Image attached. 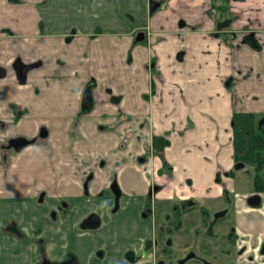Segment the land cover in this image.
Segmentation results:
<instances>
[{
    "label": "crops",
    "instance_id": "0c3cea01",
    "mask_svg": "<svg viewBox=\"0 0 264 264\" xmlns=\"http://www.w3.org/2000/svg\"><path fill=\"white\" fill-rule=\"evenodd\" d=\"M90 84L93 108L83 112ZM261 117L264 0H0V264L41 262L42 238L43 264H94L97 250L101 264H156L155 251L126 257L156 234L143 216L156 171L166 173L156 200L195 205L234 192L230 264H264V194L251 208L254 187L236 193L226 174L246 165L238 143ZM41 133L20 151L2 147ZM103 133L114 143L112 169ZM155 136L168 142L159 157ZM114 179L127 192L116 213L100 196ZM92 212L103 224L85 229ZM21 229L27 238L15 235ZM206 240L216 247L221 238ZM200 254L187 251L182 264Z\"/></svg>",
    "mask_w": 264,
    "mask_h": 264
},
{
    "label": "rangeland",
    "instance_id": "374dc122",
    "mask_svg": "<svg viewBox=\"0 0 264 264\" xmlns=\"http://www.w3.org/2000/svg\"><path fill=\"white\" fill-rule=\"evenodd\" d=\"M264 119L261 117L257 123H260ZM258 126V124H257ZM255 127L252 128L255 132L257 131ZM102 128V127H100ZM105 132V131H102ZM243 136L240 137V142L238 143V156L241 157V160L245 162L246 167L245 170H238L236 176L231 180V184L234 182L236 186V193H245L250 190V188L254 187V149L252 144V139L248 142V137L246 136L244 141H242ZM99 142L103 145L101 147L102 152L108 159L106 161L107 165H110V168H113V162L115 159V154H113L114 143H110L108 141V137H106V133H103ZM34 145H30L28 147H32ZM136 147V145H135ZM112 151V155L109 157V153ZM127 151L124 149L120 153L121 156H125ZM244 157V158H243ZM112 158V159H109ZM143 159L142 155H139V158L136 157L135 160L141 161ZM111 161V162H109ZM115 164L117 161L115 160ZM146 164V163H145ZM142 164L141 165H145ZM119 172L122 171V169ZM132 170V169H131ZM133 171V170H132ZM126 172L122 171L121 173ZM123 191V188H122ZM123 193H125L123 191ZM127 193V192H126ZM125 193V194H126ZM185 200H188L186 197H178L173 199L172 201H162L157 199L153 203V214L149 219L153 221L155 228V235H158L160 241H163L166 247V252H162L161 261L167 264L174 263L176 264L178 258L181 255H185L187 251L191 249H196L198 251L204 252L205 249L210 248L207 245L206 236L207 233L211 230L212 225L209 223L210 220L217 218V226L215 227V233L221 238L226 239L227 234L232 231L234 227H236V222L239 219L236 213V194L234 192L230 193L227 196V201L223 198L220 199H208V200H198V203L192 208L183 209V206L180 205V209L178 211H173L172 206L174 203H184ZM226 207V214L220 215L223 211L222 208ZM253 209L261 208V207H253ZM148 218V217H147ZM206 221L203 223V221ZM178 221L179 225L175 226L174 222ZM238 223V222H237ZM199 229L201 233L199 235ZM22 230V229H21ZM22 232L26 233L22 230ZM161 232V236L159 234ZM199 235V236H198ZM28 237V236H27ZM26 237V238H27ZM202 239V240H201ZM42 240H44L42 238ZM204 242V243H201ZM158 255L160 254V249L157 251ZM212 254V252H211Z\"/></svg>",
    "mask_w": 264,
    "mask_h": 264
},
{
    "label": "flooded vegetation",
    "instance_id": "af4514ba",
    "mask_svg": "<svg viewBox=\"0 0 264 264\" xmlns=\"http://www.w3.org/2000/svg\"><path fill=\"white\" fill-rule=\"evenodd\" d=\"M159 4V3H158ZM91 85V84H90ZM89 86V85H88ZM260 123H258L259 125ZM258 128V126H257ZM43 136V133H41L39 135V137L37 138H34V139H30V140H35L38 141V140H42V137ZM17 138H14V139H10L7 143H4L2 145V147L4 148V150L6 151V149H13V150H16L14 147H9L10 146V141L12 140H15ZM33 142V143H35ZM32 143V144H33ZM24 148V147H23ZM22 148V149H23ZM17 151V150H16ZM5 158H7V153L5 152ZM152 155L153 157H155V153H154V150L152 151ZM242 164V163H241ZM243 168L246 167V165L243 164L242 166ZM240 170V169H232L230 171H228L226 174L228 176H231V177H234L236 172ZM167 175H169V171L167 170ZM156 174H154V179H153V184L151 185V187L149 188V192H148V201H147V204L145 206V209L143 211V216H145V218L147 217H150L152 216L153 214V203L155 202L156 200V196H157V193L159 192V190L163 187V185L158 181V179L160 177H163L166 173L163 172L162 174L161 173H158V171L155 172ZM262 176H264V169L262 170ZM254 175H255V169H254ZM221 178L219 177L217 180H220ZM117 181V179H114L109 187L103 191L100 192V196H108V197H111L113 200H114V204H113V207H112V211L113 213H116L119 211V208H120V199H121V196L119 198V202L117 204V201H116V193L114 192L113 190V187L112 185L114 184V182ZM253 181H254V178H253ZM88 179H87V187H88ZM119 184V183H118ZM120 187V186H119ZM121 189V188H120ZM254 194L251 195L249 198H248V201L250 198H252L253 196H259L260 199H261V202L258 206H253V207H259L261 206L262 204V194H264V190H257L255 189V186H254ZM225 201H227V196H223L222 197ZM217 199H220V198H217ZM194 202H192L190 199L188 200H185L184 203L180 204V203H174L173 206H172V210L173 211H178L180 209V205L183 206V209H188V208H192ZM249 203V202H248ZM63 204L65 205L66 204V201H63ZM250 205V204H249ZM192 206V207H191ZM252 206V205H250ZM223 211L220 213V215H225L226 214V207L222 208ZM65 212H69V209H64ZM92 217H98L100 219V225L97 226V227H91V225H89V220L92 218ZM217 218L216 219H213V220H210V224L212 225L211 227V230L209 232H212V231H215V227L217 226L218 222H217ZM206 221L204 220L203 223H205ZM103 224V217L96 213V212H92L90 213L89 215H87V217L84 219V221L82 222V227L85 228V229H98L101 227V225ZM175 226H178L179 223L178 221H175L174 222ZM208 232V233H209ZM235 232V229L233 228L232 231L230 233H228L229 235L231 234H234ZM160 236H161V232H159ZM27 237V235H26ZM25 237V238H26ZM153 239H154V247L153 249L147 254V255H143L142 252L140 254H137L135 253L134 249L131 248L127 251L126 253V257H131V253L134 252L135 253V257H134V261L133 260H128L130 262H135L136 260L139 261L140 259H144L146 258L150 253H152L153 251L156 252V256H157V261H156V264H163V261H161V258H162V252H166V247H164V243L163 241H160V237L158 235H155V236H151ZM151 237H147V239L151 238ZM21 239H24V238H21ZM145 239V242L146 240ZM145 242H144V245H145ZM38 243L40 244V247H41V252H42V261L41 262H38L36 264H43V260H47V253H46V250H45V246H44V243H43V240L42 239H38ZM233 242H232V239H229V237H227L226 239H221V241L219 240L218 242L215 243L216 247H213V245H210L209 247L210 248H207L204 250V252H202V254H200L199 257H195L194 260H193V263L192 264H230L231 263V257L233 255ZM144 248V246H143ZM160 249V254L158 255L157 251ZM261 250L264 251V243L261 247ZM212 252V254H211ZM133 258V256H132ZM184 259H181V256L178 258V261L176 264H182V261ZM103 261V250H97L96 253H95V260H94V264H101ZM167 264V263H166ZM171 264H174V263H171ZM189 264V263H188ZM191 264V263H190Z\"/></svg>",
    "mask_w": 264,
    "mask_h": 264
},
{
    "label": "trees",
    "instance_id": "16d2710c",
    "mask_svg": "<svg viewBox=\"0 0 264 264\" xmlns=\"http://www.w3.org/2000/svg\"><path fill=\"white\" fill-rule=\"evenodd\" d=\"M247 43L251 44L253 47L258 48L259 44L255 38L251 36L246 37ZM252 143L254 149V164L253 168L255 169L254 175V186L257 190H264V176H262V170L264 169V119L258 125L257 131L252 136ZM168 142L161 137L155 136L153 139V150L155 153V157H159L163 155V148L166 146ZM6 159V158H5ZM238 166H243V164H237L236 169ZM14 222L7 225L3 231L7 233H13ZM15 234V233H14ZM16 236L20 238H25V234L20 231L16 232Z\"/></svg>",
    "mask_w": 264,
    "mask_h": 264
},
{
    "label": "water",
    "instance_id": "95a60500",
    "mask_svg": "<svg viewBox=\"0 0 264 264\" xmlns=\"http://www.w3.org/2000/svg\"><path fill=\"white\" fill-rule=\"evenodd\" d=\"M158 3H152V11L156 10V8L158 7ZM144 33H140L137 36V40L138 41H142L144 39ZM93 108V96H92V85H89L86 88L85 94H84V99H83V104H82V111L83 112H89L91 111V109ZM10 146L9 147H14L17 151H20L23 147H25L26 145L32 144L33 142H35V140H30V139H26V138H17L15 140L10 141ZM114 192L116 193V201L117 204L119 202V198L122 195V191L119 187V184L117 181L114 182V184L112 185ZM249 204L252 206H258L261 202V199L259 196H253L252 198L249 199ZM89 225H91V227H97L100 225V219L98 217H92L89 220ZM154 239L151 237L149 239L146 240L144 248H143V255H147L154 247ZM131 257H127L129 260H135V253L132 252ZM133 256V258H132Z\"/></svg>",
    "mask_w": 264,
    "mask_h": 264
}]
</instances>
